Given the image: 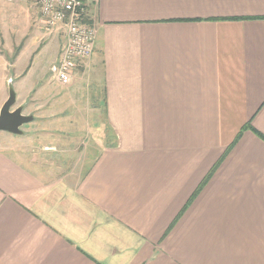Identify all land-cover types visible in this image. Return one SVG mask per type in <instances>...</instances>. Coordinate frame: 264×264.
Listing matches in <instances>:
<instances>
[{"label":"crops","instance_id":"obj_1","mask_svg":"<svg viewBox=\"0 0 264 264\" xmlns=\"http://www.w3.org/2000/svg\"><path fill=\"white\" fill-rule=\"evenodd\" d=\"M87 1L95 45L67 87L62 28L42 29L36 0L0 1V106L12 72L39 115L26 148L57 155L84 112L93 136L76 177L0 145V264H264V0ZM31 3L40 22L15 57ZM43 30L57 90L24 82Z\"/></svg>","mask_w":264,"mask_h":264},{"label":"rangeland","instance_id":"obj_2","mask_svg":"<svg viewBox=\"0 0 264 264\" xmlns=\"http://www.w3.org/2000/svg\"><path fill=\"white\" fill-rule=\"evenodd\" d=\"M7 4V3H6ZM35 5L33 3H31V7L29 9V23H26L24 26L20 25L17 26L16 25V29L13 36H14V48H15V54L14 56L16 57L18 50H20V48H22L25 44V42L29 39L30 36H32L35 33V30H37V22L35 21L38 20L40 22V18L38 16V12L35 9ZM3 14L2 10H0V17ZM9 16V20H11V12H9L8 14ZM7 16V15H6ZM6 16L3 15V19L6 20ZM16 16H18V13L16 12ZM15 16V19L17 18ZM1 17V18H2ZM22 19V18H20ZM16 24H21L20 21L18 19H16ZM44 28V27H43ZM0 29L2 30V28L0 27ZM46 33H49L47 31H45ZM44 30H43V34H42V40L40 42H45L47 41L48 45H49V50L46 53H39V54H33V58L31 60H28L26 62V66L29 65L31 63V67L29 68V71L27 73V76L25 78V83L27 85H39L38 83H49V85L51 84V88L57 90V84L52 81L51 76L49 74V65L51 63V60L53 59V50H54V45H55V41H50V38H48V40H46V35H44ZM24 34H27V37L21 41V39L23 38L22 36ZM61 31H54L52 34H50V36H60ZM44 35V36H43ZM45 37V39H44ZM42 44V43H41ZM61 45V44H60ZM39 45L36 43L34 45L35 47H38ZM6 44H2L1 39H0V54L2 55V59L5 58L6 59V53H5V49ZM9 48L12 49V45H9ZM28 49L30 50V48L28 47ZM28 52V50L23 49L22 53H24V57L26 55V53ZM24 57L23 59H21V61L19 62L20 64H22L24 62ZM2 59L0 58V76L4 74V65L2 64ZM9 62L11 63V60L9 59ZM21 69V68H19ZM9 75V78H13L12 72H8L7 73ZM13 84V83H12ZM14 85L17 86V82L14 81ZM34 95V94H33ZM35 97V95H34ZM20 105L19 102L16 101V103L11 107L15 108L16 106ZM1 107V106H0ZM36 105H33L31 103L26 104L25 106H23V114H32L33 116H35L36 118H38V110L37 108H35ZM74 118L78 117V114L72 113ZM91 113H83V121H79L78 123H74L73 126L64 123L61 124V128L62 131L57 132L59 141L58 145H54L53 147L55 148V151L57 152V155L55 156H41L39 152H36V149L34 148H26L28 147V140L27 142H24V139H22L23 137H21V135H15L9 132H5V131H0V145L1 147L7 148L10 152L14 153V154H18L21 152V150L23 151V149L26 150V153L30 157L36 158V163H38L40 166L43 167H48L51 169L52 176L55 178L56 177H60V176H67L70 175L72 177H76V175L78 174V170L81 167V164H83L86 160V155L85 152L82 151L84 149V146H86L85 144H88V142L92 141V137L87 138L91 135H89V132H87L89 130L90 127H92V119H91ZM79 119H81V117H79ZM81 119V120H82ZM31 126V127H30ZM38 126V121L31 120L28 123H25L22 125L21 129L22 131H24L23 135L25 134V131H27V135H24L25 138H29V133H31V131ZM32 128V129H30ZM34 132H32L31 134H33ZM61 134V135H60ZM72 137H70L71 135ZM55 135V134H54ZM62 136V137H61ZM78 138H76V137ZM34 137V136H32ZM56 138V137H54ZM46 141H49L51 139H45ZM56 143V142H55ZM54 151V152H55ZM65 151V152H64ZM61 152H63L62 154H60ZM60 154V155H59ZM59 162H57V161Z\"/></svg>","mask_w":264,"mask_h":264},{"label":"built area","instance_id":"obj_3","mask_svg":"<svg viewBox=\"0 0 264 264\" xmlns=\"http://www.w3.org/2000/svg\"><path fill=\"white\" fill-rule=\"evenodd\" d=\"M12 2L14 0H0ZM42 25L51 32L55 27L62 28L64 43L53 67V78L62 86H69L74 79V69L79 61L88 60L93 52L96 27L91 23L87 0H36ZM45 146L44 150H53Z\"/></svg>","mask_w":264,"mask_h":264},{"label":"water","instance_id":"obj_4","mask_svg":"<svg viewBox=\"0 0 264 264\" xmlns=\"http://www.w3.org/2000/svg\"><path fill=\"white\" fill-rule=\"evenodd\" d=\"M11 81L12 78H9L6 82L8 95H6L7 98L0 107V131L21 135L24 133L21 129L22 125L30 122L33 119V115L23 114L22 105H18L11 109V107L16 103V94Z\"/></svg>","mask_w":264,"mask_h":264}]
</instances>
